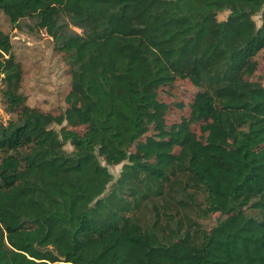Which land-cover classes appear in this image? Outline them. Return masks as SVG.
Instances as JSON below:
<instances>
[{"label":"trees","instance_id":"trees-1","mask_svg":"<svg viewBox=\"0 0 264 264\" xmlns=\"http://www.w3.org/2000/svg\"><path fill=\"white\" fill-rule=\"evenodd\" d=\"M0 12L44 31L71 76L65 109L30 107L0 32V264H264V0ZM179 82L195 93L169 124L161 93Z\"/></svg>","mask_w":264,"mask_h":264},{"label":"rangeland","instance_id":"rangeland-1","mask_svg":"<svg viewBox=\"0 0 264 264\" xmlns=\"http://www.w3.org/2000/svg\"><path fill=\"white\" fill-rule=\"evenodd\" d=\"M227 13L219 14L224 20ZM257 26H264V14L254 18ZM0 32L10 36L16 59L24 70L22 92L27 97L30 107L38 108L44 112L56 113L65 109V96L70 88L71 76L69 68L61 54L54 51L52 39L44 31H33L22 26L14 27L0 12ZM261 62L259 76L264 80V51L258 58ZM195 89L188 82H179L176 87H167L162 90L161 100L167 105L166 115L169 124L180 122L190 114V103L194 97ZM9 116L0 104V122L8 120ZM67 150L72 148L67 146ZM108 169L117 179L121 173L122 165L108 166ZM217 215L202 221L206 229L215 225Z\"/></svg>","mask_w":264,"mask_h":264}]
</instances>
